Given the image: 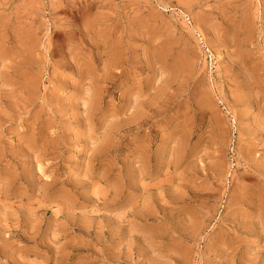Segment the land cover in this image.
Instances as JSON below:
<instances>
[{"label":"rangeland","instance_id":"rangeland-1","mask_svg":"<svg viewBox=\"0 0 264 264\" xmlns=\"http://www.w3.org/2000/svg\"><path fill=\"white\" fill-rule=\"evenodd\" d=\"M0 264H264V0H0Z\"/></svg>","mask_w":264,"mask_h":264}]
</instances>
